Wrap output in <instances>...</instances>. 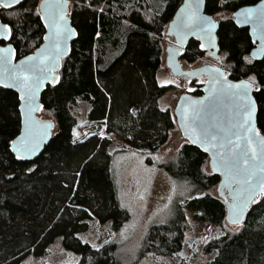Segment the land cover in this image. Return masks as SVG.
I'll return each instance as SVG.
<instances>
[{
    "label": "trees",
    "instance_id": "obj_1",
    "mask_svg": "<svg viewBox=\"0 0 264 264\" xmlns=\"http://www.w3.org/2000/svg\"><path fill=\"white\" fill-rule=\"evenodd\" d=\"M40 1L24 0L0 10L1 20L11 27L9 42L18 58L43 42ZM258 1L207 0L206 11L212 16L230 13L219 21L220 52L231 78L257 77L258 127L264 133V59H252L249 31L232 17L241 6ZM130 2H71L78 37L63 60L60 82L49 85L42 97L41 114L52 115L57 131L33 161H22L11 151L10 143L21 129L20 102L16 92L0 86V264H23L31 255L45 257L60 236L66 249L81 255L77 264H127L119 258L115 241L95 248L79 237L94 219L102 224L111 221L119 232L131 213L120 202L112 174V140L94 135L75 141L74 130L79 122L76 108L83 100L91 104L89 119L101 128L104 124L132 150L156 153L170 140L176 117L160 106L167 87L158 83V72L163 65V36L183 0H163L162 9L147 0ZM204 56L196 39L181 54L189 64ZM162 167L191 190L177 199L171 218L150 228L139 258L178 252L191 227L187 218L191 211L196 220L221 229L205 247V253L217 252L206 264H264V192L240 229L232 230L226 227V205L217 189L220 175L210 170L207 153L185 140L177 158Z\"/></svg>",
    "mask_w": 264,
    "mask_h": 264
},
{
    "label": "water",
    "instance_id": "obj_2",
    "mask_svg": "<svg viewBox=\"0 0 264 264\" xmlns=\"http://www.w3.org/2000/svg\"><path fill=\"white\" fill-rule=\"evenodd\" d=\"M24 0H21L23 2ZM73 0H41L39 11L41 18L51 15L53 19L59 21L61 10L56 7L63 3V12L65 13L64 20L60 21L63 28V37L60 41V47L63 51L57 55L55 48V40L46 37H52L53 29L46 26L50 23L49 20L43 19L45 34L42 44L31 54L18 58L15 46L9 42L12 36V31L7 33L8 38L5 39L0 35V49H9L7 52L0 51V86L11 89L18 94L19 109L21 112L22 122L19 134L11 141L10 147L14 156L22 161H33L37 159L52 141L57 129V124L50 117H43L41 112L44 108L42 102L43 93L49 85H57L61 79V71L63 60L72 52V44L78 37V31L70 17V7ZM20 2V3H21ZM19 3V4H20ZM207 0H183L182 4L176 10L173 18L167 27V39L172 37L175 39L166 49V63L172 73L176 76L187 75L192 80L204 79V83L200 89L201 94L194 95L192 93L182 94L177 101L174 109L176 123L185 140L199 147L202 151L208 154L209 167L214 172L220 175L218 184V192L224 199L226 205L225 219L230 225H241L247 219L254 201L263 193L259 186L253 195L252 200L248 201L247 206L243 210V214L239 216V222H234L237 218L238 209H234L233 205H239L247 198L248 193L245 191L246 186L241 184L239 180L246 174L243 164L242 149H247V138H251L253 146L257 148L259 153V142L264 140V134L259 131L258 127V103L255 97V89L259 81L255 75H249L245 78L233 79L227 75L224 68V62L220 52L218 41V21L208 12H206ZM50 5L47 11L44 5ZM18 4H14V7ZM190 6V7H189ZM3 7L0 6V10ZM245 9H253V19L245 22L243 15L238 16L237 13ZM196 12L198 16L210 19L215 27L211 29V35L200 31L196 26L190 28L185 27V20L189 14ZM232 17L235 23L240 28H247L249 36L254 46L251 49L250 55L252 59L261 61L264 59V51H261V44L264 42V24L260 22V18L264 17V0L250 5H244L238 8ZM3 25H8L0 18V29ZM11 29L10 25H8ZM192 39L198 40L205 49V56L211 57L215 64H204L192 69H184L181 64V54L185 46ZM3 41H8L3 43ZM32 59L29 60L28 58ZM21 65L25 68L36 66L38 71L36 75L38 81H30L28 87H24L13 77L20 70ZM250 84L247 89L246 98H242L244 88H228V85ZM7 85V86H6ZM251 109V120L246 125V128L233 127L244 123L247 117V111ZM200 114L201 125L225 130L239 132L240 139L237 141L235 136L229 134L234 143H238L240 147L235 148L237 153V163L231 169L226 166L225 160L232 155L233 146L227 143L224 139L226 133H220V138L216 141L201 142L200 128L194 123L193 112ZM195 129V131H194ZM246 129H250L246 130ZM28 141V144L22 141ZM195 140L196 142H193ZM15 141V146L13 145ZM224 144V148H220V144ZM35 145L34 151L29 148ZM215 145V146H213ZM208 150L205 151L204 149ZM223 154V155H222ZM249 165L253 163L250 159ZM215 161V167L213 166ZM260 159L255 161L259 164ZM260 175L259 173L257 174Z\"/></svg>",
    "mask_w": 264,
    "mask_h": 264
},
{
    "label": "rangeland",
    "instance_id": "obj_3",
    "mask_svg": "<svg viewBox=\"0 0 264 264\" xmlns=\"http://www.w3.org/2000/svg\"><path fill=\"white\" fill-rule=\"evenodd\" d=\"M147 1L156 5L158 9L163 8V0ZM135 2L142 3L144 0H132L130 3ZM229 14L221 13L213 17L220 21L224 15ZM172 42H174L173 37L168 40L166 35L163 36V65L158 72V83L160 86L167 87L165 93L160 97V106L164 110H171L174 114L178 98L188 91L200 90L205 80L196 79L187 85L184 81L186 78L188 81L190 77L184 78L172 73L166 63V49ZM222 56L224 68L229 76V64L225 55L222 54ZM180 60L184 69L215 63L211 57L206 56L194 64L187 63L182 57ZM196 94L199 93L195 92ZM76 109L79 122L74 130L75 141H83L94 135L112 140L109 150L113 156L112 174L117 185L120 202L131 213L130 220L119 232L113 229L111 221L102 224L94 219L90 222L89 229L79 233V237L95 248H101L106 243L115 241L119 258L127 264H206L212 260L217 252L205 253V247L211 239L220 235L221 229L216 224L196 220L191 211H187L191 227L185 233L182 247L178 252L173 255L152 256L147 254L143 258L138 257L150 228L171 218L175 212L177 199L183 198L191 190V186L187 182L176 180L162 167V164L177 158L178 152L185 142L177 123L171 132L170 140L162 145L156 153H150L143 150H132L120 136L108 133L104 124L101 125V128L100 123L90 120L88 114L91 104L89 102L80 100ZM41 115L54 119L48 113ZM149 159L152 162H149ZM214 192L217 194V190ZM241 226L242 224L230 225L226 223V227L232 230H238ZM80 261L81 255L66 249L63 245V237L60 236L51 245L50 253L47 256L31 255L23 264H77Z\"/></svg>",
    "mask_w": 264,
    "mask_h": 264
},
{
    "label": "snow or ice",
    "instance_id": "obj_4",
    "mask_svg": "<svg viewBox=\"0 0 264 264\" xmlns=\"http://www.w3.org/2000/svg\"><path fill=\"white\" fill-rule=\"evenodd\" d=\"M21 0H0V6L4 8H8L13 6L14 4H19ZM50 7V5L45 4L44 8L47 11V9ZM61 10V15L59 17V21L56 19H53L51 15H47L42 17L43 19L49 20L50 23L46 26L52 28L53 35L52 37H46V39H53L55 40V48L57 50V55H59L63 49L60 47V41L63 37V28L60 24V21L64 20L65 13L63 12L64 4L61 3L57 5ZM190 7V6H189ZM254 12L253 9H245L242 10V12L237 13L238 16L243 15L245 17V22H249L253 19L252 13ZM260 22L264 24V17L260 18ZM196 26L200 29V31L206 32L209 36L211 35V29L215 27L213 22L204 17H200L197 15L196 12H193L188 15V17L185 20V27H192ZM11 29L9 28L8 25H3V29H0V35H3L5 39L8 38L7 33H10ZM203 47V45H202ZM0 51L7 52L9 49H0ZM261 51H264V42L261 44ZM29 60L32 58L29 57ZM38 69L36 66H29L28 68H25L23 65H21L20 70L17 72V74L13 77V79L17 80L20 84H22L24 87H28L30 81H38L39 77L36 75V72ZM7 86V85H6ZM228 88H244V94L242 98H246L247 96V89L250 87V84H242V85H228ZM251 109L249 105V110L247 111V117L244 123L234 125L233 127H238V128H246V125L250 122L251 120ZM193 117H194V123L196 124V127L200 128V136L198 138L201 139V142H211V141H216L220 138V133H226L224 136V139L227 140V143L229 145L233 146V151L231 157H229L227 160H225L226 166H228L230 169L232 167H235L237 163V153L234 151L235 148L240 147L238 143H234V141L229 138V134L231 136H235L237 141L240 139V134L239 132L232 131L231 129L225 130L223 128H219L218 131L216 128L213 127H208L201 125L200 123V114L196 111L193 112ZM249 130L250 129H246ZM195 131V129H194ZM193 142H196L193 140ZM13 145L15 146V141L12 142ZM22 143H25L26 145L28 144V141H22ZM260 144V151L258 153L257 148L253 146V141L251 138H247V149H242L243 156L240 157L243 159V164L246 166L244 171L245 175L243 178L239 180V182L243 185L246 186L245 191L248 193L247 198L242 201L239 205L234 204L233 208L238 209L237 211V218L234 222L238 223L239 222V216L243 214L244 208L247 206L248 201L252 200L253 195L256 192L257 186H259L260 190L264 192V140L259 142ZM215 146V145H213ZM35 145H32L29 150L34 151ZM220 148H224V144H220ZM205 151L208 149L205 148ZM249 153L251 154L250 159L253 161L251 165H249ZM223 155V154H222ZM19 158V157H18ZM258 159L261 160L259 164L255 163ZM213 166L215 167V161H213ZM260 174L259 176L257 174Z\"/></svg>",
    "mask_w": 264,
    "mask_h": 264
},
{
    "label": "flooded vegetation",
    "instance_id": "obj_5",
    "mask_svg": "<svg viewBox=\"0 0 264 264\" xmlns=\"http://www.w3.org/2000/svg\"><path fill=\"white\" fill-rule=\"evenodd\" d=\"M182 4V3H181ZM207 12V11H206ZM218 23H219V21H218ZM175 40V39H174ZM223 59V58H222ZM216 63V62H215ZM215 63H211V64H215ZM210 64V63H209ZM181 77H184V78H186L187 77V75H182ZM230 77V76H229ZM196 80V79H195ZM195 80H192L191 78H189L188 79V81H187V78L185 79V81L184 82H186V84L188 85L189 83H191V82H193V81H195ZM202 81H204V79H202ZM195 91L196 90H192V91H188V93H192V94H194L195 95ZM197 95V94H196ZM199 95V94H198Z\"/></svg>",
    "mask_w": 264,
    "mask_h": 264
}]
</instances>
